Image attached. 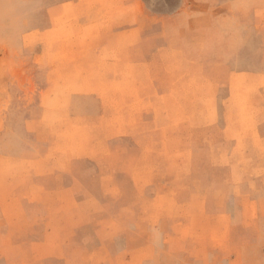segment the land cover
<instances>
[{
  "label": "rangeland",
  "instance_id": "1",
  "mask_svg": "<svg viewBox=\"0 0 264 264\" xmlns=\"http://www.w3.org/2000/svg\"><path fill=\"white\" fill-rule=\"evenodd\" d=\"M0 264H264V0H0Z\"/></svg>",
  "mask_w": 264,
  "mask_h": 264
},
{
  "label": "crops",
  "instance_id": "2",
  "mask_svg": "<svg viewBox=\"0 0 264 264\" xmlns=\"http://www.w3.org/2000/svg\"><path fill=\"white\" fill-rule=\"evenodd\" d=\"M130 32H131V29L130 28L122 29L121 31H117V37L106 48L109 49V50H118V51H121L123 54L130 53L131 52L130 42H129V40H126V39H128V36H129ZM127 33H129V34H127ZM118 38H122V40L118 41ZM125 63H126V61H125V57H124L123 60H122L123 67H125ZM224 189H225V185H221L220 184L216 188V191H218V190H224ZM233 229L234 230H237V225H235ZM234 248L237 249L238 247L235 246Z\"/></svg>",
  "mask_w": 264,
  "mask_h": 264
},
{
  "label": "bare ground",
  "instance_id": "3",
  "mask_svg": "<svg viewBox=\"0 0 264 264\" xmlns=\"http://www.w3.org/2000/svg\"><path fill=\"white\" fill-rule=\"evenodd\" d=\"M124 12V11H123ZM129 21V20H128ZM179 27V26H178ZM181 27V26H180ZM176 28V27H175ZM202 35V34H201ZM114 38V37H113ZM166 40V39H165ZM203 45V44H202ZM124 49V48H123ZM204 49V48H203ZM128 50V49H127ZM61 52V51H60ZM129 54V53H128ZM126 55V54H125ZM127 56V55H126ZM132 56V55H131ZM117 63V62H116ZM119 66H121V65H119ZM137 67V66H136ZM136 67H135V69H136ZM77 68V67H76ZM122 68V67H121ZM139 70V69H138ZM144 70V69H143ZM122 72V71H121ZM168 74V73H167ZM113 76V75H112ZM141 76V75H140ZM169 76V75H168ZM178 77V76H177ZM169 78V77H168ZM176 78V77H175ZM203 78V77H202ZM134 79V78H133ZM98 80V79H97ZM199 80V79H198ZM197 81V80H196ZM153 83V82H152ZM196 83V82H195ZM137 85V84H136ZM85 85H83V87H84ZM192 88V87H191ZM154 90V89H153ZM195 93V92H194ZM58 96V95H57ZM201 98V97H200ZM99 100V99H98ZM254 101H256V100H254ZM115 103V102H114ZM120 103V102H119ZM174 110V109H173ZM204 110V109H203ZM119 111V110H118ZM206 111V110H205ZM108 112V111H107ZM115 112V111H114ZM113 112V113H114ZM145 112V111H144ZM109 114V113H108ZM203 114H204V111H203ZM49 116V115H48ZM165 118V117H164ZM107 119H108V117H107ZM153 119V118H152ZM178 120V119H177ZM197 120V119H196ZM161 121V120H160ZM193 121V120H192ZM191 121V122H192ZM203 122V121H202ZM133 124V123H132ZM192 124V123H191ZM70 125V124H69ZM167 125V124H166ZM204 125V124H203ZM62 127V126H61ZM86 130V129H85ZM66 131V130H65ZM90 137V136H89ZM112 137V136H111ZM89 142V141H88ZM158 146V145H157ZM173 146V145H172ZM92 155V154H91ZM185 161H186V158H185ZM18 162V161H17ZM137 163V162H136ZM110 170V169H109ZM18 177H19V175H18ZM110 177V176H109ZM178 186V185H177ZM120 193V192H119ZM72 214H73V212H72Z\"/></svg>",
  "mask_w": 264,
  "mask_h": 264
}]
</instances>
